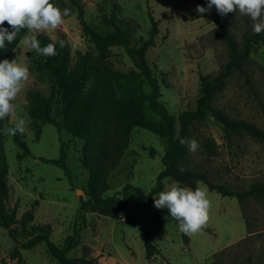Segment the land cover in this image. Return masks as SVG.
Listing matches in <instances>:
<instances>
[{"label":"rangeland","instance_id":"obj_1","mask_svg":"<svg viewBox=\"0 0 264 264\" xmlns=\"http://www.w3.org/2000/svg\"><path fill=\"white\" fill-rule=\"evenodd\" d=\"M55 1L61 9L68 8L70 14L57 29L43 32L53 40L66 36L72 64L81 54L96 58L98 52L83 35L73 3ZM79 2L87 23L102 34L113 31L112 26L104 23V17L111 16L117 4L119 17L131 18L139 24L131 35V42L137 47L149 35L151 23L147 7H151L160 21V32L155 45L147 52V60L160 79L161 100L176 116L184 110L195 109L200 96L199 78L215 76L232 60L228 45L209 11L203 14L196 11L199 0ZM223 17L243 53L245 35L255 34L253 21L236 9ZM29 54V64L40 57L34 51ZM240 62L242 69H233L223 89L216 93L213 106L231 118L244 119L264 129V42L258 43ZM104 64L124 74L138 71L124 46L112 47ZM31 73L32 80L27 90L18 94L10 117L12 127L15 120L28 114L29 123L20 137L27 142L30 154L23 157V150L14 143L13 135L6 132L4 136L10 186L7 206L15 209L18 219L30 211L33 214L31 224L49 223L51 240L58 245H62L68 235H75L78 244L68 255L92 258L94 264H213L214 261L264 264V199L261 198L249 197L240 202L210 190L199 181L208 190V220L198 232L189 235L187 243L171 218L158 217L157 208L144 204L133 191L125 212L120 207L114 211L108 208L87 211L89 174L81 163L83 141L64 129L59 133L54 125L29 115L30 90L40 89L52 97L53 114L57 113L59 101L58 89L47 73ZM150 92L151 86L143 76L122 80L118 90L122 97ZM151 115L158 121L155 114ZM191 139L197 140L199 147L195 152L188 149V165L201 169L212 181L234 190H246L254 183H264V143L261 141L242 132L226 135L223 126L211 114L191 128L188 140ZM129 140L120 164L109 177L110 189L105 196L130 184L149 192L163 168L166 143L156 132L134 127ZM208 141L213 142L215 153H210L206 147ZM62 143L67 152L71 180L62 167L42 160L59 159ZM173 181L166 179L165 185ZM143 229L159 249L151 258L146 257ZM0 264H57V261L49 255L45 243L30 249H17L7 229L0 226Z\"/></svg>","mask_w":264,"mask_h":264},{"label":"trees","instance_id":"obj_2","mask_svg":"<svg viewBox=\"0 0 264 264\" xmlns=\"http://www.w3.org/2000/svg\"><path fill=\"white\" fill-rule=\"evenodd\" d=\"M77 9L83 35L91 43L98 55L96 58L89 54H81L75 64L71 62V47L65 35L59 40H64V47L57 44L56 55L50 57L40 56L30 64L31 72H45L53 85L58 89L59 101L57 113L53 114L54 103L52 97L46 96L40 89L28 92L30 116L44 120L54 125L59 133L64 129L77 139L83 141L81 163L88 171V196L85 202L87 211H97L100 208H108L112 211L116 208L124 212L128 206L131 191L140 196L146 205H154L153 196L165 187V180L172 179L182 186L195 188L201 181L207 187L222 196L233 197L242 202L249 197L264 199V183L257 182L246 190H234L233 188L212 181L201 169H193L188 165L189 151L187 144H181L179 138L188 140L192 127L197 122L204 121L206 115L211 114L222 126L226 135L246 133L264 143V129L244 119H234L227 116L221 109L213 106L216 93L221 91L233 69L241 70V62L245 56L264 42V33L246 34L244 40V52L238 48V42L230 30L225 18L221 16L215 6L209 11L218 32L227 43L232 55V60L224 69L213 77L202 75L200 96L195 109L184 110L177 116L172 113L161 100V82L154 69L148 63L147 52L155 45V38L159 34V23L151 10L147 7V14L151 23L149 35L140 45L133 46L131 35L139 28L131 18L119 17L120 8L113 6L111 16L104 17V23L113 27L108 34L98 32L87 23L85 11L79 0H69ZM56 2V1H55ZM200 5H206V0H199ZM36 38L45 45L54 40L45 32L36 34ZM114 46H124L128 56L134 63L137 72L124 74L117 70H111L104 64V60L111 54ZM143 76L151 86L149 94L141 93L135 96H121L118 93L120 82L125 79H134ZM151 113L158 117L154 120ZM11 117V116H10ZM10 117L0 121V226L7 229L9 237L14 241L16 248L30 249L40 243H45L47 251L57 264H94L92 258L71 257L69 252L76 247L78 239L75 235H68L62 245L51 240V225L31 224L33 214L26 211L22 219H18L15 209L7 206L10 196L8 183L9 163L6 157L4 141L7 129L11 127ZM178 124V129H177ZM134 127L148 128L156 132L166 143V149L162 158L163 168L159 171L155 185L146 192L143 188L126 185L121 191L111 196H105L110 189L109 177L113 170L120 164L125 151L130 144V134ZM13 141L23 151V157L30 154L27 142L20 137V133L13 135ZM210 153H215L213 142H206ZM67 152L64 144H61L59 159H45L62 167L71 180L70 168L66 162ZM83 202V200H81ZM158 217L166 215L175 221L166 209H156ZM160 219V218H159ZM249 232H252L249 228ZM146 257L151 258L159 252L153 244L146 229L142 230ZM184 242H189V235L183 233ZM18 252L13 255H17ZM213 264H221L214 261ZM251 264V263H247ZM262 264V263H261Z\"/></svg>","mask_w":264,"mask_h":264},{"label":"clouds","instance_id":"obj_3","mask_svg":"<svg viewBox=\"0 0 264 264\" xmlns=\"http://www.w3.org/2000/svg\"><path fill=\"white\" fill-rule=\"evenodd\" d=\"M213 6L221 16L236 9L253 21L254 33L264 31V0H206V5H197L196 11L203 14ZM69 14V9H61L55 0H0V48L5 46V41L11 43L21 28H27L29 33L55 30L64 23V18ZM5 22L11 30L5 26ZM57 44L62 48L65 41L54 40L42 46L35 35H25L13 51L20 49L19 53L24 54L26 48L28 52L34 51L38 56L50 57L56 55ZM29 77V65L17 56L11 60L0 59V121L12 115L14 101ZM28 123L29 117L25 113L13 122L7 132L11 135L24 134ZM179 139L182 145L187 144L191 152H195L199 147L195 139ZM153 199L154 206L157 209H166L178 222L179 231L185 235L198 232L208 220V190L200 183L192 188L173 181L166 184Z\"/></svg>","mask_w":264,"mask_h":264},{"label":"crops","instance_id":"obj_4","mask_svg":"<svg viewBox=\"0 0 264 264\" xmlns=\"http://www.w3.org/2000/svg\"><path fill=\"white\" fill-rule=\"evenodd\" d=\"M5 26H8L7 22H5ZM8 27L10 28V26H8ZM10 30H11V28H10ZM46 32L50 33V30H47ZM25 35H35L36 36V33H29L27 28H21L17 32V35H16L15 39L11 43L5 41V46L3 48H0V59L7 58V59L11 60V59H13V58H15L17 56V58L19 60H21L24 63H27L28 65H30L29 64V55L30 54H29V52H28V50L26 48H25V53L24 54L19 53L21 51L20 49H17L15 52L13 51L14 49L17 48L18 45H20V42L24 38ZM31 74L32 73L30 71L29 80L26 82L24 88L21 90L20 93H22L23 91L27 90L28 85H29V83L32 80V75Z\"/></svg>","mask_w":264,"mask_h":264}]
</instances>
